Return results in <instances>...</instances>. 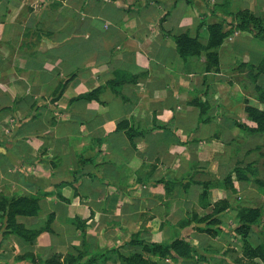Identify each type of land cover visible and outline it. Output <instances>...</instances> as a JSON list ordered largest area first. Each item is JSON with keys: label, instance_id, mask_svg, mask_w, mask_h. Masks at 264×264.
<instances>
[{"label": "crops", "instance_id": "0c3cea01", "mask_svg": "<svg viewBox=\"0 0 264 264\" xmlns=\"http://www.w3.org/2000/svg\"><path fill=\"white\" fill-rule=\"evenodd\" d=\"M244 12L264 24V0H0V203L39 201L14 218L34 242L0 208V264H264V37ZM219 24L217 70L181 56L175 37L207 47Z\"/></svg>", "mask_w": 264, "mask_h": 264}, {"label": "trees", "instance_id": "16d2710c", "mask_svg": "<svg viewBox=\"0 0 264 264\" xmlns=\"http://www.w3.org/2000/svg\"><path fill=\"white\" fill-rule=\"evenodd\" d=\"M237 20L240 29L249 30L252 27L253 30H258L259 35H261V37H264V24L260 19L250 15L249 13L244 12L237 15ZM209 29H210V38L207 47H203L201 43H199L198 41L191 40L188 37V35L177 36L175 37V40L178 45L179 53L181 54L182 57L186 58L189 56H200L203 52H205L208 58L207 69L217 70L219 66L218 49L223 44L224 40L227 37V34L223 31V27L220 24L210 26ZM257 92H258V98L261 101H264V90L258 88ZM247 110L250 119L255 121L258 125L256 131L258 133H264V111L251 109V108H248ZM0 208L4 209L5 211L7 208H9L8 216H9V221L12 222L11 230L13 233L18 235L24 241H30V240L33 242L35 241L38 234L25 229L23 226L17 225L14 218H16L17 216L37 215L39 212V201L37 198L23 197L19 200L11 202L9 205L7 203L5 204L0 203ZM261 216L262 215L260 210L257 209H245L242 211L240 218L243 225L239 229V232L246 240L248 238L251 227L257 224L261 220ZM180 246L182 247L188 245L177 241L171 245H159V246L153 245L152 247L146 246L145 249L154 252L159 251L161 253V256L166 257L170 255L172 250L179 252ZM249 255L250 258H259L264 261V244L256 248H250ZM140 259H141L140 256L136 255L133 258L129 259L128 264H141L139 263ZM44 264H60V263L56 260V258H54L50 261H46Z\"/></svg>", "mask_w": 264, "mask_h": 264}]
</instances>
